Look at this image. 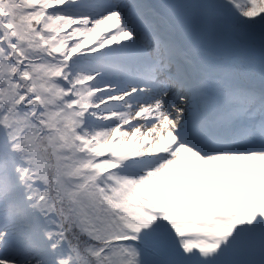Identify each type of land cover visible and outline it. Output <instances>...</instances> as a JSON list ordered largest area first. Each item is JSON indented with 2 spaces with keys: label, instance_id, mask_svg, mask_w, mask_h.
<instances>
[{
  "label": "snow or ice",
  "instance_id": "obj_1",
  "mask_svg": "<svg viewBox=\"0 0 264 264\" xmlns=\"http://www.w3.org/2000/svg\"><path fill=\"white\" fill-rule=\"evenodd\" d=\"M0 264H264V0H0Z\"/></svg>",
  "mask_w": 264,
  "mask_h": 264
}]
</instances>
